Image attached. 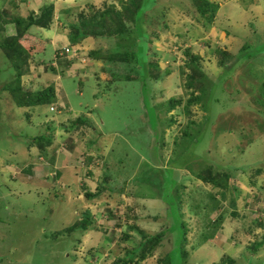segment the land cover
Instances as JSON below:
<instances>
[{"label": "rangeland", "instance_id": "374dc122", "mask_svg": "<svg viewBox=\"0 0 264 264\" xmlns=\"http://www.w3.org/2000/svg\"><path fill=\"white\" fill-rule=\"evenodd\" d=\"M187 2L143 0L141 17L149 22L145 24L140 43L133 36L136 28L131 24L133 35L124 37L123 42L116 44L113 39L103 37H86L82 41L88 51L100 49L101 57L117 52L115 46L119 44V50L133 48L138 56L146 55L148 50L147 58L157 62L162 72L166 68L171 70L164 78L148 79L145 58H141L138 65L116 64L118 71L115 72L112 63L103 58L104 67L114 72L112 81L106 76L97 80L93 75L84 80L60 71H48L44 77L49 78L43 81V77L36 75L48 69L39 72L38 65L35 67L27 60L28 72L21 78L25 92L35 93L53 83L55 86L59 77L67 99L66 112L57 111L69 116L62 125L57 119L61 116L60 121L65 115L48 112L51 104L34 108L16 106L5 89L13 83L15 71L0 48V264H118L117 258L122 259L128 249L136 248L140 233L151 235L165 231L167 222L172 224L168 233L174 234L177 241L180 234L174 232V220L181 214L188 226L185 248L189 255L184 264H212L223 252L232 255L234 252L222 242L226 241L222 234L206 240L210 228H205L204 224L217 216L215 210L220 205L224 220L226 218L224 224L231 222L237 228V242L246 247L247 243L255 241L253 216L259 214L258 210H264V0H218L220 8L214 26L207 29L202 26L203 19H199V15L192 17L181 9V4ZM105 3L121 9L119 0H74V6L61 17L66 22L65 29L69 31L70 22H77L79 12H91L93 5L102 8ZM22 8L20 12L16 8L11 17L25 16ZM139 19L137 25L142 24ZM13 27L10 31V27L6 28L9 34L0 33V43L13 36L11 33L16 34V26ZM54 28L55 25L48 31L31 30L45 40V35L50 37ZM71 40L72 44L77 42L76 38ZM243 45L251 47L237 57L238 61L231 68L222 72L217 65L218 55L211 48L238 55ZM45 46V51L34 56V61L42 60L49 65L54 60L53 50L48 43ZM187 51L200 57L198 64L204 71L215 74L212 80L216 86L207 97L205 115L197 106L188 113L180 105L166 113L164 110L170 99L184 94L182 86L178 85L192 72L185 67ZM124 65L136 77L128 79L121 74V78H116ZM59 98L62 101V97ZM80 116L96 129L92 131L93 128L84 124L83 133L78 132L76 139L68 136L65 141H72L70 146L78 145L84 152L88 143L97 162H101L99 157H104L107 166L103 171L109 177L103 184L102 171L94 170L98 179L95 181L97 193L101 192L95 200L89 201L92 207L85 206L90 208L87 213L93 220L89 233L68 231L73 220L80 218L79 212L85 209L78 195L81 193L85 200L83 185L91 182L83 176L86 168H81L79 163L77 175H62L57 164L62 155L59 154L60 143L54 146L56 153L52 156L28 146L29 138L46 135L48 122L51 131H55L53 137L60 139L69 135L62 127L69 126L70 120ZM43 117L46 118L41 120ZM169 119L174 122L168 125ZM188 121L196 123L188 130V137L179 140L176 147L175 137L181 136ZM91 141L94 143L89 144ZM46 165H49L46 170L52 169V174L43 169ZM211 166L219 168L214 171L220 175L230 169L226 193L221 195L217 191V200L211 198L215 194L212 185L193 175L205 173ZM161 181H164L163 187L159 184ZM108 186L114 190L111 192ZM96 188L91 192H96ZM180 200L183 202L178 216L172 202ZM193 204H208L209 209L213 208L207 210L199 206V209ZM234 209L239 217L232 215ZM110 212L116 218L110 217ZM240 231L249 239L239 241ZM124 232H129L132 238L123 240ZM90 233L89 238L85 236ZM168 233H163L162 245L152 255L130 264H162L158 259L172 247L173 237ZM231 242L235 240L229 245ZM195 243L199 247L192 249ZM239 249L240 246L235 251ZM249 254L238 256L236 264H264V247L254 256Z\"/></svg>", "mask_w": 264, "mask_h": 264}, {"label": "trees", "instance_id": "16d2710c", "mask_svg": "<svg viewBox=\"0 0 264 264\" xmlns=\"http://www.w3.org/2000/svg\"><path fill=\"white\" fill-rule=\"evenodd\" d=\"M21 1V0H20ZM188 2L186 4H181V9L184 10L187 13H191L192 17H196L199 15V19L201 20V24L204 28H209L210 26H214V21L217 15V12L220 8L218 0H187ZM16 2V1H15ZM22 2V1H21ZM121 9H117L113 4L107 5L106 3L104 6L98 7L93 5L92 10L90 11H81L77 15V22H70V30L68 31V36L71 39H77V42L75 44H82L83 39L86 37H95V38H111L113 39L116 44L117 42L121 41L123 42L124 37H131L133 35L132 26L136 28L134 30V38H137L136 41L139 43L142 42L140 39L141 35L144 34L145 30V24L148 25L149 19L145 18L143 15L141 17L142 13V3L143 0H119ZM166 8V7H165ZM139 15V17H138ZM159 16V15H158ZM139 18H141L142 24L137 25L139 22ZM160 19V16L158 17ZM162 18V17H161ZM0 19H1V13H0ZM12 22L14 26H16V34L8 37L6 39H3V41L0 43V48L5 51V55L7 57V60L10 62L11 67L15 71V79L12 84H9L5 87L7 92L10 94L11 98L15 102L16 106L18 107H31V106H41L47 104L48 106L55 102V90L53 85H48L44 88H40L35 91V93H30L29 91L25 92L21 85V78L23 75L28 72V64L27 60L32 55L33 52L39 50L40 45H44L45 41L38 36H35L34 34H28L29 29L33 26L49 29L53 22H54V5L52 3H45L42 5L38 13H30L26 17H19V16H13L11 18L3 17V19L0 21V33H3L4 30V24ZM137 25V26H136ZM139 27H141L139 29ZM105 28H108L107 30ZM165 29H167V25L164 26ZM101 30V31H100ZM139 31V32H138ZM154 35V34H153ZM158 37L159 35H155ZM150 42V41H149ZM151 43V42H150ZM73 44V45H75ZM118 51L120 52H109L108 54H105L104 57H101L100 55V49L99 50H90L88 53V56L93 59H103L105 61L112 63L113 71H118V68L116 64L124 63V64H130L135 63L138 65V62L141 58H145V61L147 62V68H148V79H152L155 81L156 79H161L167 76L171 73V70L169 68H166L163 72L162 69L159 67V64L157 62H152L149 58H147L148 50L146 52V55L143 53H140V56H138V52L133 51L131 48L130 51H121L119 50L120 44L115 46ZM251 47L250 45H243L240 49V54L233 55L231 52L227 53L219 48L210 47L212 52L218 55V61L217 65L218 68L222 70V72L228 68H231L236 61H238V58L240 55L245 54L244 52ZM188 50V49H186ZM186 55L188 59L185 61V67L191 69V73H187L186 77L184 79V82L180 83L178 85L182 86L184 90V94L178 97V99H170L167 105L164 106L165 113L169 112L170 110H173L177 105H180L183 107V110L188 113L193 106L199 107L203 111V115H205L208 112V109L206 108V100L208 95H211L214 87L216 86L213 82L214 72L204 71L201 64L199 65V59L200 57L195 54H190L188 51L186 52ZM154 56L153 54L149 55ZM53 62H57L61 65L62 68H68L71 64L70 60L64 59V57H61L58 52L54 54ZM150 60V61H148ZM202 61V60H201ZM143 67V66H141ZM46 68L53 69L51 64L46 65ZM176 68V67H175ZM179 68V67H178ZM104 73H106L105 68L102 69ZM129 69L125 67V65L121 68L120 71H128ZM181 70V68H180ZM111 71L106 74V77L108 81L113 80L114 72ZM119 71V75L116 76V78H121V74L124 75V78H134L136 76L131 75V71H128L126 74L121 73ZM219 71V70H217ZM173 72V71H172ZM216 73V72H215ZM139 74V73H138ZM183 75V70L181 72ZM185 96L184 99L182 97ZM234 99V98H232ZM262 104V103H261ZM226 105V103H225ZM83 117H78L75 120H72L70 124L72 126H76V132L72 134L73 137L77 136L78 132H82V125L87 124V128H91L92 125ZM174 120V119H173ZM172 119L168 120V125L171 122H174ZM49 123V122H48ZM47 123L46 129V135H41L37 137H32L29 141V147H36L40 154H44L48 147L52 144H54L56 138L53 137L54 131L52 132ZM196 121H188L186 125L184 126V129L181 130V136L175 137V145L176 147L179 145L178 141L186 139L188 137L187 132L189 129L194 126ZM86 128V129H87ZM80 129V130H79ZM51 131V132H50ZM86 131V130H85ZM51 133V135H50ZM50 135V136H49ZM70 136V138H73ZM42 140H44L42 142ZM72 143V141L66 140L64 144ZM94 142L91 141L89 144H93ZM63 144V146H64ZM88 144V143H87ZM62 146V145H61ZM75 147V145L73 144ZM64 147H68L72 149V146L66 145ZM63 147V148H64ZM73 147V148H74ZM101 162L96 161L95 155L93 156L91 153H85L80 154V160L82 161L83 165L81 168H86L87 172L89 174L93 175L97 168H100L99 173L103 177V184L105 180H108V175H105L103 169L105 166H107L106 161L104 160V157H99ZM80 162V161H79ZM54 161L51 163L53 164ZM49 165H46V167ZM81 166V165H79ZM31 167V165H30ZM52 167V166H50ZM80 168V167H79ZM214 169H219L215 166H211L208 168V170L205 173H193L195 174L196 179H200L206 183H209L212 185V191L215 189V194L212 196V199H216L218 196V192L222 195L223 193H226V190L228 188V169L227 171H223V175H220V173H215ZM52 171V169H48V172ZM58 172V171H57ZM257 173V172H255ZM52 174V173H51ZM50 174V175H51ZM184 174V173H183ZM49 175V176H50ZM182 175V173H180ZM184 176V175H183ZM98 181V179H97ZM171 184H174L173 182H170ZM102 184V185H103ZM161 187L164 185V181H161L159 183ZM234 185L233 183L231 184ZM104 186V185H103ZM182 187V185H179ZM236 190V185L234 186ZM112 192L114 188L107 187V189ZM232 188V187H231ZM100 190V188H98ZM106 189V188H105ZM90 192L87 191L84 192V196L88 199L97 198V196L100 195V192ZM218 191V192H217ZM122 192V190H121ZM170 193V192H168ZM178 190L176 195H178ZM120 195V194H119ZM135 196V195H134ZM190 197V196H189ZM180 198V197H179ZM222 199V198H221ZM183 202V201H182ZM181 200L177 203L172 202V208L174 211H176V215L180 216L181 214L180 209L181 207ZM170 204V203H169ZM197 205V207L200 209L199 206H204V209H209L208 204H193ZM223 206H219V208H215V213L217 216L213 219H210V222H206L204 224V227H209L210 230L206 236V240L211 239L215 236V232L218 231L219 227L222 224V221L224 220V213L221 209ZM166 208V207H165ZM196 208V210H198ZM213 206L209 209L212 210ZM214 211V210H213ZM113 212V211H112ZM110 212V216L114 217L113 213ZM261 212V211H260ZM84 213V212H83ZM79 212V219L70 225L68 231L73 230H80V231H87L89 227L93 225V220L91 219L92 215L89 216L87 212L84 214ZM232 215H237V211L234 209L232 211ZM183 215L181 214V217H176L174 220L175 222V234H180L177 238V241L174 237V234L168 233V227L172 224L167 222L165 231H160V233H154L151 235H146L143 232L141 234V240L136 244V248L128 249V252L123 256L122 259H116V263L118 264H130L138 262L140 260H144L148 256L152 255L159 247H161L162 237L163 233L166 235L167 233L173 237L172 240V247L168 251L166 255L158 259V261L162 264H184L187 261L189 251L185 248V244L187 241V223L184 222V219L182 218ZM256 216H254L255 218ZM172 221V220H171ZM127 225V224H126ZM125 226V224H124ZM130 230H135L136 228L130 227ZM171 231V226H170ZM138 231V229H137ZM141 232V231H138ZM254 233V231H252ZM123 240H129L132 238V235L129 232L123 233ZM201 239V236H200ZM200 241V240H199ZM261 243H258L256 241H252L251 245L248 246V251L251 253H256L258 246ZM198 248L199 244L196 243L191 246L192 249H195V247ZM172 248L174 250H172ZM174 251V252H173ZM134 255H136V260L134 259ZM219 259L214 261L212 264H236L234 258L227 252H223L219 255Z\"/></svg>", "mask_w": 264, "mask_h": 264}, {"label": "crops", "instance_id": "0c3cea01", "mask_svg": "<svg viewBox=\"0 0 264 264\" xmlns=\"http://www.w3.org/2000/svg\"><path fill=\"white\" fill-rule=\"evenodd\" d=\"M21 1L20 0H0V3H1L0 4V13H1V19H0V21L3 19V17L11 18V15L13 14V11L16 10V8L20 12V9L22 8V7L19 8L20 6H24L22 8L21 12L24 11V13H26V15L23 16V17H26L30 13H34V14L35 13H38L39 10H40V8L42 7V5L45 4V3L46 4L47 3H52L54 5V22H53L52 25H55V28H54L55 30L53 31V33H52V35L50 37H48V36L45 35V38H44L45 39L44 40L45 41V44L44 45L43 44L40 45V48H39L40 50H37V51L33 52L32 55L28 58V61H30L31 63H33L35 67H36L35 64L38 65L37 67H38V71L39 72H40L41 69H48V70H45V71H42L41 70L42 72H40V74H38L36 76H38V77L41 76V77H43V81H44V79L46 81V80H48L49 77L47 76V78H45L44 77V74L48 73V71H52V72H57V71L59 72L60 71V72H67L70 75H76V76L78 75V76H80V78H83L84 80L85 79L87 80L89 76L93 75V77L98 80L100 78L101 79H104V76H106V74L108 72L110 73L112 71V70H108V69H106L104 67L105 66V61L104 60H101V59H93V58H91V57L88 56V53L90 52L91 49L88 51L86 49V46L87 45L86 46L85 45H82V44H80V45H77V44L73 45L70 42V38L68 36V31L64 27L66 25V22L64 21V18H61V17H64L66 15L65 13H67L70 10L69 9L70 6H74L73 5L74 0H21ZM76 8H79V10H80V7H76ZM13 25L14 24L12 22H8V23L4 24V30H3V32L4 33L7 32L9 34L10 32H8V30L10 31L11 30V26L13 27ZM9 27H10V29L7 30L6 28H9ZM31 29H38L39 31H48V29L33 26V27L30 28V30H29L30 33H28V34H32V35L34 34L35 36H37V34H35V30H31ZM11 34L14 35L15 33H11ZM9 36H11V35H9ZM47 43H48V45L53 50V57H54V54L56 53V51H58L62 47L70 46V48L73 50V52H74V54L76 56L73 57V58H69V56L68 57H64V59L66 58V60H70L71 61V64H70V66L68 68H62L61 65L58 64L57 62L56 63L53 62L51 64V66L53 67L52 70L49 69V68H46V64L39 58V56H38V58L41 61L38 62V63L34 61V56H36L38 54H41V53H43L45 51V47H46L45 45H47ZM104 44H107V43H104ZM107 45H109V44H107ZM83 54L86 55V56H84ZM83 58H86L87 60H85L83 62L82 61ZM103 68H105L106 73L103 72V70H102ZM34 77L35 76H33V78ZM56 81L57 82H56V85L55 86H54V83L53 84H50V85H53L54 86L55 96H56L55 97V102L56 103H64V104H66L65 103L66 102L65 99H67L66 98V94H65V91L62 88V85L60 83L59 77L56 78ZM80 83L82 84L81 81H80ZM46 86H48V85H44L42 88H44ZM6 93L9 94L8 92H6ZM9 96H10V94H9ZM94 96L96 97V95H94ZM59 97H62V101H59L58 100V99H60ZM34 107L35 106H31L30 108H34ZM62 111L63 112H66V110H62ZM48 112H49V109H48ZM59 113L60 112H57V114H59ZM88 113L90 114V112H88ZM60 114H62V113H60ZM66 114H62V115H65L62 120L59 121V119L62 118L61 116L59 117V119H57V121L60 122V125H62L61 122H65V120H68L67 117H69V116L66 115ZM46 117L48 118V116H46ZM46 117L41 118V120L44 119V118H46ZM77 118L78 117H76V119ZM70 122H71V120H70ZM62 128L64 129V131H66L67 133H69V135L62 136V138H60V139H57L58 136L55 137L56 140H55L54 144H52V145H50L48 147L46 153H47V156H52L54 153H56V149H54V146H56V145H58L60 143L59 146L62 147V150L59 152V154L61 153L62 155H61V158L59 159V163H57L58 166H59V169L58 170L60 171V173H62V175H64L65 173H67V174H76L77 175L76 171H78L79 170V167H80L79 166V163H80L79 162L80 161V154H83L84 151H82V149L78 145H75V147L72 145V149L63 146L62 143H64L65 139L68 136H72V134L76 132V130H75L76 129V126H72L70 124L69 126L67 125V126L62 127ZM92 128H93L92 131H94L96 129L94 127V125H92V127L90 129H92ZM54 133H55V131H54ZM62 135H64V134L62 133ZM85 135L87 137V132L85 133ZM76 138L77 137H75L74 139H76ZM30 139H28V142L30 141ZM78 141H79V139H78ZM61 144H62V146H61ZM85 146L87 147L86 149H84L85 152L86 153H88V152L89 153H92L90 151L88 145L86 144ZM36 149L37 148L35 147V150ZM29 153H30V155H32L31 154L32 153L31 151H29ZM46 168L47 167L45 166V168H43V169L46 172H48V170H46ZM89 172H87V169H85L84 174H83V176H85V178L87 180L91 181L90 184H88V185L84 184L83 185V192H86V186H87V189L89 188V190H87V191H90V192L93 190V188H96L97 187L95 185L96 184L95 181L97 179L96 178L97 175H95V174L91 175V174H89ZM60 173H59V175H60ZM82 183H84V182H82ZM78 196H79L78 199H80L81 206H83L84 208H85V206L90 205L91 200H95L96 199V198H92V199L88 200L87 198L84 197L85 200H83L82 199V196H81V193ZM96 203H98V202H96ZM241 208H243V207H241ZM89 209L90 208L83 209L82 210V213L83 212H89ZM260 211L261 210H258V213L259 214H256V217L255 218L253 216L254 223L252 224V225H254V226H252L253 229H256L255 230L256 232L254 231V233H255L256 236L253 239L256 242L261 243L258 246L257 252L264 247V210H262L261 212ZM236 216L239 217L238 215H236ZM225 220H226V218H225ZM225 220L222 221V224L219 227L218 231L215 232V235L217 233L222 234L225 237V239H226V241L224 240L222 242L223 243H226L228 245V247L234 249L233 255L230 254L232 256V258H234L236 260V258L238 256L239 257L241 256V254H244V255L247 254L248 255L249 253H250L249 255L254 256V254H256L257 252L256 253H251L247 249L248 246H250L252 242L247 243L246 244V247L241 246L237 242V240L235 239L236 234H239L236 231L237 228L235 226H233L231 224V222H228V223L226 222L227 225H226V223L224 224ZM86 233H89V230L86 231ZM85 236H87L89 238L91 236V233L89 235L88 234H85ZM240 236L241 237L239 238V241H242V240L246 241V240L249 239L247 236H244V234H243L242 231H240ZM232 240H235V242H231L232 245H229L230 241H232ZM239 246L241 247V249H239V251H237V252H239V255L237 256L236 255L237 252L235 251V248H237ZM247 252H249V253H247Z\"/></svg>", "mask_w": 264, "mask_h": 264}, {"label": "built area", "instance_id": "2783aa9c", "mask_svg": "<svg viewBox=\"0 0 264 264\" xmlns=\"http://www.w3.org/2000/svg\"><path fill=\"white\" fill-rule=\"evenodd\" d=\"M58 54L61 56V57H68L69 58H73L75 57L76 55L74 54L73 50L67 46V47H62L61 49H59L58 51ZM85 60H87L86 58H83L82 61L84 62ZM53 63V62H52ZM56 63V62H55ZM54 65V64H53ZM50 111L52 112H55L57 110H64L65 109V104L64 103H53L51 104L50 106ZM58 112V111H57ZM80 164L83 165L81 163V160H80ZM112 217V216H110ZM116 218V217H115ZM118 218H121V216H119Z\"/></svg>", "mask_w": 264, "mask_h": 264}, {"label": "bare ground", "instance_id": "6f19581e", "mask_svg": "<svg viewBox=\"0 0 264 264\" xmlns=\"http://www.w3.org/2000/svg\"><path fill=\"white\" fill-rule=\"evenodd\" d=\"M49 108H50V106H49ZM50 110V109H49Z\"/></svg>", "mask_w": 264, "mask_h": 264}]
</instances>
